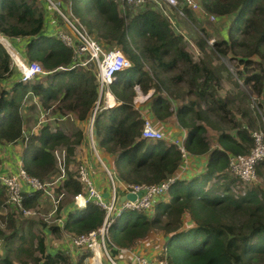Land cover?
Segmentation results:
<instances>
[{
  "label": "trees",
  "instance_id": "trees-1",
  "mask_svg": "<svg viewBox=\"0 0 264 264\" xmlns=\"http://www.w3.org/2000/svg\"><path fill=\"white\" fill-rule=\"evenodd\" d=\"M42 2L0 0V32L8 38H27L25 57L29 61H40L48 70L61 65L69 67L73 51L46 30L45 7L39 5ZM70 2L74 13L100 42L107 47H120L132 61V66L119 72L117 79L109 84L119 103L108 108L103 106L94 122L97 143L113 154V166L119 176L127 182H160L176 172L181 161L180 151L172 141L149 140L142 136L144 114L135 106L136 85L144 93L154 89L151 110L156 118L165 121L176 115L180 124L189 128L185 144L193 154L208 153L205 172L189 181L174 182L169 200L160 199L152 213L126 209L118 216L111 225V240L119 246H130L153 230L162 229L166 235L163 248L172 264L264 262L263 186L253 187L240 197L220 195L217 191L222 186L218 184L213 189L205 188L213 177L228 176L230 154L247 153L254 144L251 127L256 124L257 117L244 109L241 118H237L231 108L235 98L220 95L223 67L215 66L211 58L195 60L186 49L183 36L177 34L170 20L151 5L124 16L115 0ZM200 2L211 13L234 15L228 37L216 40L212 51L243 53L240 57L245 64L242 74L261 98L260 105L264 106V63L249 68L250 64L257 63L253 56L264 58V0ZM185 10L191 15L190 8L185 7ZM139 37H145L143 43ZM205 44L203 39L201 45ZM12 59L0 42V81L15 73ZM146 64L153 76L145 69ZM174 71L177 72L170 75ZM183 81L187 85L185 95H195V98L181 100L184 97L173 90L172 84L179 87ZM29 88L44 104L61 100L85 121L90 118L100 96L97 71L94 67H70L48 74L47 82L41 79L24 82L20 78L12 87L0 90V142L23 140L22 159L27 171L45 180L56 171L53 150L57 146H67L70 160L84 131L79 128L74 134L77 139H74L61 129L52 131L45 125L38 132L25 134L22 101ZM174 101H178L175 106ZM214 117L224 123L216 126L219 133L215 145L207 135ZM258 170L264 174V162L258 165ZM64 186L73 194L83 191V184L72 171H68ZM6 193L0 181V208ZM40 194V191L31 195L24 193V204L36 206ZM104 214L101 206L90 201L85 208L69 212L64 228L75 234L91 231L103 223ZM15 220L9 219L12 227L9 234L0 227V238H8L5 241L8 250L0 263L14 264V259L22 264H30L31 259L33 264L65 262L62 251H47L44 237L33 233L32 223L26 230ZM20 229H23L21 233ZM52 230L58 232V226H53ZM27 231L32 236H26ZM37 251L42 254H36ZM82 259L77 264H83Z\"/></svg>",
  "mask_w": 264,
  "mask_h": 264
},
{
  "label": "built area",
  "instance_id": "built-area-1",
  "mask_svg": "<svg viewBox=\"0 0 264 264\" xmlns=\"http://www.w3.org/2000/svg\"><path fill=\"white\" fill-rule=\"evenodd\" d=\"M44 1L47 3L53 22L55 23V30L53 33L73 51V62L71 66L67 67L61 65L54 70H48L40 61H29L18 51V53L13 52L12 54L10 48L8 49L13 55L17 66L20 68L21 80L24 82H34L47 74L54 73L57 70H66L70 67H94L96 69L100 96L90 118L87 120V124L90 123L91 126V135H93L97 112L103 106L106 108L114 106V104L110 102V98L115 96L109 89V84L117 79L119 72L132 66V61L121 48L105 47L104 43L100 42L97 37L92 34L91 30L79 16L72 10H65L62 8L60 4L61 0ZM148 1L154 2L155 6L162 9L163 13H165L164 5L177 8L182 15L186 14L183 5L192 9L202 8L197 0H117L116 2L118 7L126 12L132 6H142ZM204 11L206 10L204 9ZM215 14L216 13H211V17L216 18ZM168 16L171 18V21L174 22L170 14H168ZM3 38L7 39L11 47L16 51L10 39L0 32V41H2ZM2 43L4 42L2 41ZM137 87L142 91L139 85H137ZM31 93L34 92L29 88L26 94L28 96ZM40 108L43 110L42 106H40ZM47 113L48 112L44 110L42 117H45ZM68 116H70V114H68ZM47 117H50L46 118L48 121L57 122L67 117V115H47ZM46 123L49 122L43 121L42 125H49L52 131H57L58 129L62 130L60 127L51 126L50 123ZM184 131L185 133L182 136L168 138L165 130L159 127L156 120L152 116L144 114L142 136L149 140L168 139V141H172L176 144L181 155L178 170L160 182H127L119 176L114 167L105 163V176L108 183V195H106L105 191L97 184L90 166L85 163L79 165L77 174L75 173V178L84 185L85 190L83 188L82 192L74 194L75 197L73 200L76 209L85 208L90 201H93L105 210L103 223L98 228L88 232L75 234L64 228L67 216L62 212L60 204L66 196V187L64 183L68 177L67 158L69 154L67 146L66 148H58L57 146L53 150L55 157H57L56 164L58 160L60 167V174L56 179L51 181L41 180L38 177L30 175L25 167L24 161L19 159L15 169L0 173V181L7 188L9 203L25 214L35 213L36 210L34 209L35 206L29 207L24 204V193H29L31 195V193L35 191H40L39 202L45 197L52 200L54 207L49 214L54 217L56 226L64 229L63 232H65L66 238L69 240L70 244V250L65 249L66 251H71L72 248L77 247L81 249L82 254H84L85 250L90 251V260H99L97 264H106V262L107 264H126L122 263L117 254L114 253V249L120 248V246L111 240V225L126 209L152 213L156 203L169 194V190L173 183L179 179H185L188 176L196 160L195 154L186 147L185 139L188 135V131L186 129ZM24 133L26 134L25 131ZM251 135L254 139V144L249 152L230 154L229 167L226 171L228 176L223 178L213 177V179L210 180V185L212 183L222 186L221 189L217 191L222 196L231 195L240 197L246 195L252 188V184L258 180V165L264 162V128L251 130ZM5 147L6 146H2V142H0V159L1 152ZM94 148L98 151L95 144ZM96 155L100 157V160H103L99 151ZM128 192L137 194L141 192L142 194L141 196L138 195L136 199H131L127 197ZM86 259H88V256H86ZM131 264L172 263L162 246V251L156 255H135V257L132 258Z\"/></svg>",
  "mask_w": 264,
  "mask_h": 264
},
{
  "label": "rangeland",
  "instance_id": "rangeland-1",
  "mask_svg": "<svg viewBox=\"0 0 264 264\" xmlns=\"http://www.w3.org/2000/svg\"><path fill=\"white\" fill-rule=\"evenodd\" d=\"M197 1L201 4L200 0H197ZM45 4L47 5L46 2ZM60 4L63 9L72 10L74 12V10L72 9V3L70 2V0L69 1L61 0ZM39 5L42 6L41 3H39ZM150 5L163 13L162 9L158 6H155L154 2L152 1H148L146 4L142 6H132L126 12L122 8L120 7L119 8H120L122 15L127 16L129 12H137L138 10L145 8L147 6H150ZM183 6L184 8L185 7L188 8V6H185V5ZM163 7L165 11V13L163 14L170 20L172 29L177 34H181L183 36L186 49L193 55L194 59L199 61L201 59L211 58L215 66L217 65V66L223 67L222 85L220 87V95L225 96V97L231 96L235 98V101L231 104V108H233V111H232L233 115H235L237 118H241L243 110L248 109L252 112L254 116L257 117L256 124L251 127V130L253 131L255 129L264 128V106L260 105L259 103L261 98L254 92L251 84L245 81V76L242 74V70H244L245 64L241 62L240 57H243V53L240 52L237 54L234 52L226 53V52H221V51L214 53L212 51L216 40H219L223 37L224 38L228 37V30L234 19V15L229 14L225 16H220V15L215 14L216 18H212L209 10L205 9L203 6L202 8H199V9L190 8L191 15H189L186 10H185L186 14L182 15L181 12L177 8L169 7L167 5H164ZM204 9L207 12L204 11ZM168 14H170L174 22L171 21V18L168 16ZM92 34L96 37L95 33L92 32ZM203 39L206 41V44L204 47L201 45V41ZM144 40H145V37H139V41L141 43H143ZM0 42L2 43V41ZM104 46L107 47L106 45ZM115 47L120 49V47L118 46H115ZM8 52L11 54L10 51ZM16 53H18L17 50H16ZM12 54L11 56L13 57ZM253 58L257 61V63L250 64L249 68L251 69L259 67L260 63H264V58L258 55L253 56ZM12 61H13L12 63L14 65L15 73L3 79L4 81V83L2 84L3 87L11 86L16 80L21 78V72H20L19 66H17L14 58L12 59ZM145 69L149 70L148 64L145 65ZM177 70L179 71V69ZM149 71L150 73H152V74L149 73L150 76L151 75L153 76L154 73L151 70ZM176 72L177 71L171 72L170 75L175 74ZM167 75L168 74L165 73V76ZM7 79L9 80L5 81ZM169 84H172V83H169ZM179 85H180L179 87H176L177 85H174V84H172L171 86L173 90L176 91L179 97H184V99L180 98L181 100H189L190 98H195V95H190V96L185 95L186 89H187V85L185 84V81L181 82V84ZM135 88L137 92L135 96V100L137 98L136 102L140 103V100H141L140 98H142V96L146 93H143L141 90H139L137 85L135 86ZM151 90L154 91V89H151ZM152 97H150V99ZM34 103H35L34 100L33 101L29 100V103L26 105L32 106ZM39 103H41L43 110L40 108V106L38 107L37 105L34 108L27 109L25 105V110L22 111V115L24 113L25 114L27 113L28 116H30L29 120L26 121V124L23 125L26 131L29 129H32L33 127H35V129L38 130L40 128L38 126L39 122L42 124L43 121H47L51 124V126H55V127L62 126L64 130L70 133V135L71 134L73 135L74 139H77L76 137H74V134L79 129V126L70 119L71 116L69 117L66 123L61 122V121H57V122L48 121L46 119V118H50V117H47V115L49 116L57 115L58 112L66 113L67 115L68 114L75 115L76 111L70 110L67 106H65L64 102L58 103V101L56 100L50 101L48 104H44L42 101L41 102L39 101ZM177 103L178 101H174L173 105L175 106V104ZM44 110L47 111L48 113L47 115H45V117H42ZM219 124L223 125L224 123H222L220 120L214 117L213 125L212 124L208 125L209 130L207 132V135L209 136L213 144H216L217 136L219 133V129L216 126L217 125L219 126ZM84 127H85V133H84L85 137L83 136L82 139L77 143L75 154L71 156V159L68 160L67 158V173L68 171H72L77 174L79 165L85 163L90 166V169H92L91 168V165H92L94 168L97 167L101 172L103 171V173L105 174V169H104L105 163L111 166L110 163L106 161L104 158L105 156L103 152L104 150L106 151V149L98 145L95 132L93 133V135H91L92 133L90 130L91 128L90 123L88 124V127L87 125H85ZM159 127L162 128V126L160 125ZM223 127L226 129H229L227 125H224ZM26 134H28V132H26ZM167 135L169 137L170 136L174 137L173 134L171 135L167 134ZM94 144L95 146H97V149L100 152V155L102 156L103 160H100V157L96 155L98 151L94 148ZM58 148H66V146L61 145V146H58ZM93 158H95L96 164L93 163L95 162L94 160H92ZM0 161L2 160L0 159ZM56 166L57 167H56V171L54 175H52V177L46 178L45 180L51 181V180L56 179V177H58V175L60 174V167H59L58 160H57ZM112 167L114 166L112 165ZM252 185H253L252 188L253 187L261 188V186H263L264 188V176L262 173H260L259 170H258V180ZM206 186L208 187V189H213L217 187V184L211 183L210 185V181H208ZM83 188H84V185H83ZM74 197H75L74 194L68 191V189H66V196L61 201V204H60L61 209L62 207L65 206L67 202L69 201L71 202V200H73ZM8 199H9V194L7 191L6 200L4 204L2 205V207L0 208V227L5 229V231L8 234L12 232V227L10 226L9 219L10 217H13L16 219L15 220L16 223H18V225L24 226L26 230L28 229L29 225L32 223V227L34 231L33 233L44 237L45 246H46L47 251L55 249L58 246L59 241L63 239V237L64 238L66 237L65 232H59V231L56 232L52 230V227L56 226V222L54 220V217L50 216L49 213L53 209L54 204L52 200H50L48 197L43 198V200L35 206L34 209L36 210V212L32 214H25L22 211L18 210L15 206L9 203ZM45 229H48V230L46 231ZM22 231L23 229H20L19 233H21ZM26 236H32V233L28 234V231H27ZM149 236H150V239L154 243H157V245L160 244V246L163 245L164 237H166L165 232L162 229L153 230ZM7 240L8 238H4V239L0 238V259H2L5 256L8 250L7 246L5 245V241ZM58 250H60V247ZM62 252L64 254L63 257L65 259V262L63 264H73L71 251L64 250ZM84 253L86 254V256H88V250H85ZM36 254L40 255L42 253L37 251ZM17 262L19 264H22V262H20L19 259H17ZM29 262L30 264H33L32 259L29 260ZM259 264H264V262H261Z\"/></svg>",
  "mask_w": 264,
  "mask_h": 264
},
{
  "label": "crops",
  "instance_id": "crops-1",
  "mask_svg": "<svg viewBox=\"0 0 264 264\" xmlns=\"http://www.w3.org/2000/svg\"><path fill=\"white\" fill-rule=\"evenodd\" d=\"M45 5H46L45 2L43 1L42 2V6L45 7V14H46V19H47L46 30L49 33H53L54 30H55V23L53 22V18H52L51 13L49 12V10L47 8V5L46 6ZM9 39L13 43L15 49L18 52H20L23 56H25L26 44H27L28 39L24 38V37H14V38H9ZM10 50L12 52L16 53V51L12 47H11ZM8 80L9 79H7L5 81H8ZM41 80H44L45 82H47L48 74L46 76L42 77ZM3 83H4L3 80L0 81L1 89L2 88H10L13 85L12 84L11 86L3 87V85H2ZM152 91L153 90L150 89V91L148 93L144 94L142 96V98H140L141 99L140 103L136 102L137 101V98H136V100H135V104L136 105L135 106L137 108H139L142 111L143 114H147V115L152 116L156 120L157 124L162 126V128L166 130L167 134H170V135L173 134L174 137H177V136H182L185 133V131H184L185 129L189 132V130H188L189 128L182 126L180 124V122L178 121L176 115L170 116L165 121H161L158 118H156V116H154L153 111L151 110V101H150L151 100L150 97H152ZM115 98L116 97H113V96L110 98V102H112L114 104V106L119 103L117 98L116 99ZM29 100L30 101L34 100L35 101V103H34L35 105L34 104L32 106L26 105V104L29 103ZM39 101L41 102L42 100L35 93H31L28 96H27V94H25V96L23 98V101H22V106H23L22 111L25 110V105H26L27 109L28 108H34V107H36V105L38 107L41 106V103H39ZM56 101H58V100H56ZM58 103H62L61 100H59ZM58 113H57V115H67L66 113H60V112H58ZM70 116H71L70 119L72 121H74L79 126V128H81L84 131V133H85V127L84 126L87 125V127H88L87 120H85V121L80 120L77 112H76L75 115H71L70 114ZM70 116L67 115V117H65L64 119H62L60 121L66 123ZM29 117L30 116H28L27 113L23 114L24 124H26V121L29 120ZM46 124H49V123H46ZM38 126L40 127L38 130L35 129V127H33L32 129H29L27 131L25 129V132H28V133L29 132H38V131H40L42 129V127L44 125H42L39 122ZM59 127L62 128V130H64V128L62 126H59ZM208 130H209V128H208ZM64 131L67 134L70 135V133L68 131H66V130H64ZM174 137L170 136V138H174ZM168 138H169V136H168ZM166 141H168V139ZM2 146H6V147L1 152V160L2 161L0 162V173L6 172V171H9V170H13V169H15L17 167L19 159H22L23 140H21V141L18 140V141L2 142ZM7 146H9V147H7ZM103 153H104V156H105L104 157L105 160L108 161L110 163V165L112 166L113 165V158H114L113 154L108 153L105 150H104ZM92 160H94L95 162H93V163L96 164L95 158H93ZM195 160H196L195 165L192 167V169L189 171L188 176L185 178L187 181H189L191 178H194L195 176L200 175V173L202 174L203 172H205L206 164H207V161H208V153L195 154ZM91 168H92L91 169L92 174L94 175V178H95L97 184L100 186V188H102V190L105 191L106 195H108L107 194L108 193V183H107L105 174L103 173V171L101 172L97 167L94 168L91 165ZM263 176H264V174H263ZM205 188L207 190H209L206 185H205ZM169 198H170V195H166L163 199L169 200ZM75 209H76V207H75L74 200H71V202L70 201L67 202L65 204V206L62 207L61 210H62L63 213L66 214V216H68L67 214H69V212L72 211V210L74 211ZM45 230L47 231L48 229H45ZM58 231L59 232H63L64 229H61L58 226ZM149 235L144 237V238H142V239H140L138 242H136L133 245L120 246V248L114 249V251L116 250L115 252H116L118 258L120 259V261L122 263L131 264L132 258H134L135 255H137V254H145L147 256H153V255L158 254L160 251H162V246L163 245L160 246V244L157 245V243H154L150 239ZM165 238L166 237H164V241H165ZM163 244H164V242H163ZM59 247H60V251L61 250H65V249H69V247H70L69 240H67L66 237L65 238L63 237V239H61L59 241L58 246L55 249L49 250V251L58 252L59 251L58 250ZM90 253L91 252L88 251V259H86V256H84L85 253L82 254L80 248H77V247L72 248L71 249V256H72L73 264H77V262L80 261L81 258H83L82 259L83 264H87V263L88 264H97V261H99V260L93 259L91 261L90 258H89ZM0 264H2V263H0ZM14 264H19L16 259H14ZM106 264H107V262H106Z\"/></svg>",
  "mask_w": 264,
  "mask_h": 264
},
{
  "label": "water",
  "instance_id": "water-1",
  "mask_svg": "<svg viewBox=\"0 0 264 264\" xmlns=\"http://www.w3.org/2000/svg\"><path fill=\"white\" fill-rule=\"evenodd\" d=\"M4 44V43H3ZM5 45V44H4ZM5 47H7L6 45H5ZM8 50V49H7ZM141 192H139L138 194L137 193H132V192H128L127 193V197L128 198H131V199H136V197L139 195V196H141Z\"/></svg>",
  "mask_w": 264,
  "mask_h": 264
},
{
  "label": "bare ground",
  "instance_id": "bare-ground-1",
  "mask_svg": "<svg viewBox=\"0 0 264 264\" xmlns=\"http://www.w3.org/2000/svg\"><path fill=\"white\" fill-rule=\"evenodd\" d=\"M2 41L7 45L8 48L11 49L10 43L7 41V39L3 38Z\"/></svg>",
  "mask_w": 264,
  "mask_h": 264
},
{
  "label": "clouds",
  "instance_id": "clouds-1",
  "mask_svg": "<svg viewBox=\"0 0 264 264\" xmlns=\"http://www.w3.org/2000/svg\"><path fill=\"white\" fill-rule=\"evenodd\" d=\"M3 44V43H2ZM4 45V44H3ZM5 46V45H4ZM6 49H8V47H6ZM8 51H10L9 49H8ZM13 58V57H12Z\"/></svg>",
  "mask_w": 264,
  "mask_h": 264
}]
</instances>
